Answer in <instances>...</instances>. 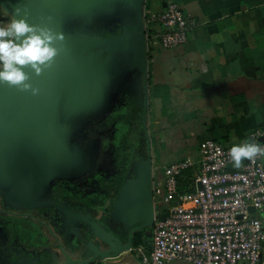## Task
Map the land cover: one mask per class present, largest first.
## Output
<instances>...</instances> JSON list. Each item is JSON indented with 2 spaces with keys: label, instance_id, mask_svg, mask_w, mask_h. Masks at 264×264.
<instances>
[{
  "label": "water",
  "instance_id": "1",
  "mask_svg": "<svg viewBox=\"0 0 264 264\" xmlns=\"http://www.w3.org/2000/svg\"><path fill=\"white\" fill-rule=\"evenodd\" d=\"M146 3L147 0H0L7 21L19 8L27 13L29 23L51 27L65 36L57 43L59 55L41 76H36L30 67L25 69L33 85L41 90L38 96L0 83V186L12 190L8 198L15 203L13 209H28L24 204L26 196L44 191L57 181L75 183L96 171L99 146L92 141L83 145L77 135L116 108L121 85L109 87L110 82L128 78L129 73H140L135 80H142L144 109L149 111ZM131 19L135 20L129 22ZM117 22L121 35L92 36L96 27L108 29ZM133 175L121 187L108 219L84 221L82 233L90 241L81 247L85 260L68 257L66 262L55 261L53 255H47L37 263L96 264L118 258L131 249L134 235L154 226L158 215L164 221L166 215L158 214L155 204L151 152L148 159L134 164ZM76 210L83 216L81 208ZM114 221L128 232L126 243L111 229ZM60 223L64 225L63 220Z\"/></svg>",
  "mask_w": 264,
  "mask_h": 264
},
{
  "label": "built area",
  "instance_id": "2",
  "mask_svg": "<svg viewBox=\"0 0 264 264\" xmlns=\"http://www.w3.org/2000/svg\"><path fill=\"white\" fill-rule=\"evenodd\" d=\"M150 23L159 29L148 34V49L181 47L199 26L177 2L152 17L147 30ZM248 139L264 142V129ZM230 148L209 139L199 158L156 166L155 204L166 219L158 215L150 238L113 264H264V155L230 169Z\"/></svg>",
  "mask_w": 264,
  "mask_h": 264
},
{
  "label": "crops",
  "instance_id": "3",
  "mask_svg": "<svg viewBox=\"0 0 264 264\" xmlns=\"http://www.w3.org/2000/svg\"><path fill=\"white\" fill-rule=\"evenodd\" d=\"M169 2H177L199 26L181 47H149L150 100L162 106L166 95L165 104L178 113L175 126L190 129L187 140L193 147L187 157L199 158L205 140L226 147L248 140L251 132L264 129V0H147L146 15L155 17ZM5 18L0 8V25L10 21ZM148 27L152 36L159 29L157 23ZM159 70L169 79L159 81ZM160 82L165 92L160 88L163 96L156 98L153 90ZM19 257L28 261L34 256L22 250Z\"/></svg>",
  "mask_w": 264,
  "mask_h": 264
},
{
  "label": "flooded vegetation",
  "instance_id": "4",
  "mask_svg": "<svg viewBox=\"0 0 264 264\" xmlns=\"http://www.w3.org/2000/svg\"><path fill=\"white\" fill-rule=\"evenodd\" d=\"M121 31L117 22L108 29L96 27L92 36L109 38L121 35ZM138 75L141 74L136 71L127 74L128 78L118 77L115 82H110L109 87L121 85L115 100L116 108L78 132L83 145L92 141L100 149L95 156L97 169L91 176H82L75 183L57 181L44 191L26 196L27 203L24 204L29 208L23 210L12 208L15 203L8 198L12 190L0 186V264H38L47 255H53L55 261L61 259L66 262L68 257L85 260L81 247L89 240L82 233L84 221L103 222L108 219V211L121 187L134 176V164L148 159L150 152L156 167L149 132L150 105L149 111L145 112L142 80H135ZM78 208H81L83 216L76 210ZM110 225L126 243L128 232L115 221ZM132 243L134 246V238ZM22 250L27 254L32 252L34 257L23 261L19 257Z\"/></svg>",
  "mask_w": 264,
  "mask_h": 264
},
{
  "label": "clouds",
  "instance_id": "5",
  "mask_svg": "<svg viewBox=\"0 0 264 264\" xmlns=\"http://www.w3.org/2000/svg\"><path fill=\"white\" fill-rule=\"evenodd\" d=\"M64 40L62 32L31 24L27 13L16 9V15L6 25H0V83L38 96L41 90L33 85L25 69L30 67L36 76H41L61 51L57 43ZM229 152L233 167L240 168L244 160L264 155V142L248 139L234 144Z\"/></svg>",
  "mask_w": 264,
  "mask_h": 264
},
{
  "label": "rangeland",
  "instance_id": "6",
  "mask_svg": "<svg viewBox=\"0 0 264 264\" xmlns=\"http://www.w3.org/2000/svg\"><path fill=\"white\" fill-rule=\"evenodd\" d=\"M154 73L155 67L152 68L150 77H153ZM155 76L159 77L157 78L159 81H162L160 78H166V76L167 80L169 79V75L166 74L165 71L161 73V70H159ZM159 85L162 90L161 93H164L165 90H163L162 82H160ZM160 108L162 107L158 105L157 101L152 99L150 100L149 132L151 134L154 148L155 166L157 167L167 166L170 165V163L178 162L180 159L187 157L189 155L190 147H193V145L190 144L191 140H187L191 139L190 137H192L190 133H187L190 131V129L186 128L187 126L181 127L174 125L173 127L171 126L167 129H164L166 122L170 125L174 123V119L179 121L177 118V111L175 109L173 110L172 108H169L166 112L169 114L173 110V117H169V119H167L162 115ZM197 137L193 136L192 139L196 140ZM187 143H189L190 146L186 145ZM105 262H112L113 264L115 262V258L106 260Z\"/></svg>",
  "mask_w": 264,
  "mask_h": 264
},
{
  "label": "trees",
  "instance_id": "7",
  "mask_svg": "<svg viewBox=\"0 0 264 264\" xmlns=\"http://www.w3.org/2000/svg\"><path fill=\"white\" fill-rule=\"evenodd\" d=\"M150 15L148 16V14L146 15V22H148V20H150ZM148 34L152 35L153 31L152 30H147ZM160 90V87H156L154 90H153V96L156 97V98H159V97H162L163 95L160 94L159 92ZM163 99V104H162V108L161 111H162V115L164 117H166L167 119H169V117H173V110L175 109L174 106L172 104H165L168 100V97H166V95L164 97H162ZM171 106V107H169ZM169 108H172L173 110L168 114L166 111L169 109ZM176 110V109H175ZM178 115V113H177ZM178 118V117H177ZM174 123L173 124H166L164 125V129H167L169 127H173L174 125H176L178 123V121L176 119H174ZM172 123V122H171ZM152 229H145L143 231H140L138 232L135 237H134V245L137 246V245H140L142 243H145L149 238H150V234H148L149 231H151Z\"/></svg>",
  "mask_w": 264,
  "mask_h": 264
}]
</instances>
